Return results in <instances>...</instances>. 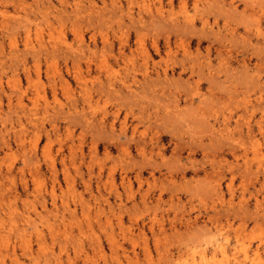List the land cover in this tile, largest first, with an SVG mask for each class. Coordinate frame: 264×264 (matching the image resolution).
Returning <instances> with one entry per match:
<instances>
[{"label":"rangeland","instance_id":"obj_1","mask_svg":"<svg viewBox=\"0 0 264 264\" xmlns=\"http://www.w3.org/2000/svg\"><path fill=\"white\" fill-rule=\"evenodd\" d=\"M241 262L264 0H0V264Z\"/></svg>","mask_w":264,"mask_h":264},{"label":"bare ground","instance_id":"obj_2","mask_svg":"<svg viewBox=\"0 0 264 264\" xmlns=\"http://www.w3.org/2000/svg\"><path fill=\"white\" fill-rule=\"evenodd\" d=\"M216 243V242H215ZM217 248H220L222 251H224L225 252V250H224V247L222 246V245H220V243H218L215 247H214V249H217ZM212 256V255H211ZM222 256V255H221ZM224 257V256H223ZM224 259V258H223ZM215 260V259H214ZM213 260V262H216V261H214ZM221 260H222V258H221ZM223 261V260H222ZM211 263V262H210ZM242 263V262H241ZM216 264V263H215ZM243 264V263H242Z\"/></svg>","mask_w":264,"mask_h":264}]
</instances>
